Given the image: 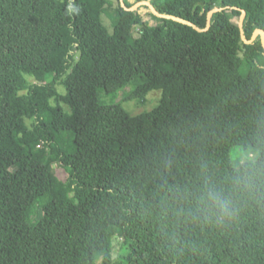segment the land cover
<instances>
[{"label": "trees", "instance_id": "16d2710c", "mask_svg": "<svg viewBox=\"0 0 264 264\" xmlns=\"http://www.w3.org/2000/svg\"><path fill=\"white\" fill-rule=\"evenodd\" d=\"M117 3L0 0V264H264V0Z\"/></svg>", "mask_w": 264, "mask_h": 264}, {"label": "rangeland", "instance_id": "374dc122", "mask_svg": "<svg viewBox=\"0 0 264 264\" xmlns=\"http://www.w3.org/2000/svg\"><path fill=\"white\" fill-rule=\"evenodd\" d=\"M117 4H118L117 0H110V5L107 6L102 13V20L110 31H112L111 14H114L116 12ZM93 11L96 12L97 11L96 8H93ZM134 35L137 36L136 32ZM82 55H87V52L86 51L82 52ZM34 83L36 85H40L41 81L34 80ZM139 83H140L139 79L134 80L123 91L112 97H106L103 94H101V100L105 103H121L125 108V110L134 117H138L141 116V114L143 113L150 112L159 104V100L161 99V91H153L146 98L142 100H128L127 98L128 94L131 93ZM60 91H63L62 88H60ZM39 102H40L39 109L44 110L47 103V101L44 99V96L40 95ZM17 106H22L23 108L29 107L28 105L22 104L20 102H17ZM27 124L31 126V121L27 120ZM143 125H145V119H139L138 121H135L132 124L133 127H140ZM234 153L238 154L239 157L236 158L240 159V162H244L247 159H249V157H252V155H246L244 152H242L240 148L236 149ZM54 170L56 172L59 181H64L66 179V175L63 170L57 167H55ZM48 201H49V197H45L39 200L36 205V211L40 208L42 204ZM36 215L37 213H35V217ZM120 240L121 239L119 238H115L113 241L114 258L117 257L118 246H119L118 243Z\"/></svg>", "mask_w": 264, "mask_h": 264}, {"label": "water", "instance_id": "95a60500", "mask_svg": "<svg viewBox=\"0 0 264 264\" xmlns=\"http://www.w3.org/2000/svg\"><path fill=\"white\" fill-rule=\"evenodd\" d=\"M120 2H121V5L124 7V5H123V3H122V0H120ZM141 5H147V6H149V8L152 10L153 14L156 15L157 17L165 18V19L178 20V21H180V22H182V23H185V24H187V25L193 27L194 29H196L197 31H200V32L207 31V30L209 29L212 15H213L214 13L220 11V8H215V9H213L211 12H209V14H208V18H207V27H206L204 30H202V29L197 28V27L194 26L193 24L188 23V22H185V21H183V20H180V19H177V18H174V17H170V16H163V15L159 14V13L154 9V7H153L151 4L146 3V2H141V3H138V4L134 5V6H133L132 8H130V9H127V8H125V9H126V10H129V11H134L135 9H137V8H138L139 6H141ZM244 18H245V12L243 11V12H242L241 21H240V24H239L240 31H241V37H242V40H243L245 43L250 44V43H252L253 40L259 35V36L261 37V41H262V44H263V47H264V32H263L262 30L256 31V32L254 33V35H253V37H252L251 40H249V41L246 40V37H245L244 34H243V20H244Z\"/></svg>", "mask_w": 264, "mask_h": 264}, {"label": "clouds", "instance_id": "9594fccd", "mask_svg": "<svg viewBox=\"0 0 264 264\" xmlns=\"http://www.w3.org/2000/svg\"><path fill=\"white\" fill-rule=\"evenodd\" d=\"M206 198H207V201L211 204V206L219 208V210L221 212H226L227 211L226 207H224L222 202L219 201V198H218V196H217V194L215 192L209 191L207 193V197Z\"/></svg>", "mask_w": 264, "mask_h": 264}]
</instances>
